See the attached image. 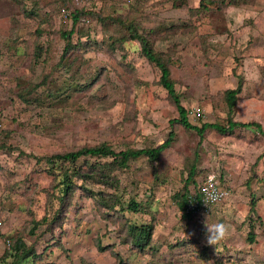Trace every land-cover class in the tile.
Here are the masks:
<instances>
[{"label":"rangeland","instance_id":"1","mask_svg":"<svg viewBox=\"0 0 264 264\" xmlns=\"http://www.w3.org/2000/svg\"><path fill=\"white\" fill-rule=\"evenodd\" d=\"M220 1L109 0L83 6L90 18L75 24L73 10L82 7L71 1L0 0V233L22 236L39 252L50 244L39 264H214L221 252L232 258L226 264L264 258V135L254 124L232 135L211 128L198 135L170 122L178 112L159 70L128 37L133 25L169 63L193 125L225 124L223 92L241 80L234 120L264 130V0ZM170 138L157 159L141 155L113 171V183L83 177L93 163L112 157L48 161L85 146L106 143L119 152ZM192 162L207 177L220 171L235 177V190L210 204L214 214L200 208L185 219L173 195L183 189ZM65 173L72 194L63 191L58 202L56 177ZM253 191L263 222L250 245L232 222L245 224ZM118 199L124 209L108 207ZM130 200L140 208L127 209ZM55 209L61 226L33 227L34 219ZM205 222L226 224L227 238L209 245ZM131 226L151 234L142 249L131 242L140 232ZM61 239L66 252L53 245ZM6 248L0 237V257ZM199 249L208 259L198 256Z\"/></svg>","mask_w":264,"mask_h":264},{"label":"trees","instance_id":"2","mask_svg":"<svg viewBox=\"0 0 264 264\" xmlns=\"http://www.w3.org/2000/svg\"><path fill=\"white\" fill-rule=\"evenodd\" d=\"M66 2H70L71 0H65ZM112 1V0H111ZM220 1V0H219ZM228 4L232 6H238L240 4L247 3V0H224ZM72 3V2H71ZM204 5V3H201ZM220 4L221 1H220ZM89 10L85 8L81 9H74L73 10V15H72V21L74 23L78 24L79 22L83 23L82 18L84 20L89 19ZM128 29H130V34L129 38L131 40H138L141 44V50L143 54L147 57V59L153 63L157 69L159 70L160 76H159V82L161 86L167 90L169 97L171 98L172 102L174 103L177 112H178V117L171 119L170 122H177L181 124L185 128L193 129L195 130L198 135H203L204 131L208 128L214 129L218 131L219 133L223 135H232L235 129L240 128V127H248L251 128V125L254 124V126L257 128V131L260 132V134L264 135V130L261 128V125L256 122H240L234 120L233 117V112L235 110V105L237 103L239 94L242 92V82L237 84L236 87L234 88H227L224 90L223 95L225 99V103L227 105V114L226 117L224 118L225 124H220L218 122H204L200 127H197L193 125L189 119H188V113L189 110L185 108L182 103H181V94L176 90L175 88V81L171 77V68L169 66V63L167 61H164L161 57H158L157 54L154 51L153 46L150 44L149 39L138 32L136 28L133 25H128ZM73 32V29H71L67 35L66 39V45L70 46V34ZM68 47L66 48V50ZM200 110V109H199ZM202 112L200 110L199 118L202 116ZM171 138L167 139L166 141L162 142L156 147H151V148H141L138 150H134L131 148H127L125 150L116 152L114 149L111 148L110 145L106 143H101L96 146H90V147H83L79 150L76 151H69L64 154H55L53 156H50L48 158L49 163L53 162L54 159L60 158L66 161L73 162L75 161L78 157L84 155V156H95V157H100V158H107V157H112L113 159L111 161H106V163L102 164H96L93 163L92 166L88 169V171L83 174L84 178L90 179L91 181H101L102 183H113L115 181V173L113 174V171H116L120 168H125L127 166V163L130 159H135L141 155H145L149 157L151 160H155L158 158L160 153L166 149L169 144H170ZM62 178L58 180L56 177V183H55V191L60 192L58 197V202L60 200L64 199L63 191L67 190V197H70L72 193H70V189L67 186V183H69V180H67L68 176L67 173L61 174ZM201 176L199 179L200 181L197 182L196 177ZM234 178H227L224 176L223 172H219V174H214V181L217 183L216 186L219 189L222 190H229V194H233L235 190V186L233 185L234 183ZM198 179V180H199ZM207 180L206 175L200 174V172L196 168V164L192 162L191 165L188 167V176L185 179V185L182 190L177 191L174 195V201L178 207V209L182 212L183 217L185 219H190L193 214L190 210H197L202 208L205 215L207 214H214L211 212V207L210 204H205L204 202V194L201 191V184ZM249 181H252V177H249L248 180L246 181L247 186H250ZM192 184L194 186V190L190 191V185ZM56 197V198H57ZM107 197V196H106ZM255 197V192L253 191L252 193V200L250 202V207L249 211L247 213V219H245V224L247 226V230L244 229V221L240 220V223H235L232 222L233 225H235L238 228V231L241 232V235L247 239L248 244H253L255 242V235H256V226L260 223L263 222L260 214L258 211L255 209L256 204H257V198ZM228 198V197H226ZM225 198V199H226ZM96 199V198H95ZM98 201H106V204H108V199H104V196H100ZM123 207V203L121 200H115L112 202V204L108 205V207ZM141 203L137 202L135 200H130V204L128 205L127 209H130L132 211H136L140 208ZM189 208V209H188ZM58 209V208H57ZM57 209L54 210L53 214L50 215L44 214L40 220L34 219L32 222L34 223V228H36L35 225L38 223L44 224L47 223L48 227L47 230L51 231L52 228L49 227V225H54L55 221L57 223L53 226L55 227L56 225L61 226L62 221L58 218L56 215ZM245 226V227H246ZM131 230H140L139 233H136L133 235V239L131 242L137 246L138 248L142 249L150 240V232L147 229H135L134 226H131ZM33 230H31V233ZM0 237L4 238L6 240L7 244V250L4 252V254L0 257V264H39L41 263L40 261L43 260L44 253L49 250L50 244H47L43 250L40 252L35 249V247L30 244L28 245L25 240L23 239L22 236H6L3 233H0ZM182 243H187L186 239L181 240ZM193 243L195 241H192ZM61 242H54L53 245L57 248H61V252H66L68 251L67 244ZM57 244V245H56ZM63 246V248L61 247ZM99 251L107 249V246H102V245H95ZM252 250V247H251ZM222 253V252H221ZM219 254L218 256L214 257V264H226L225 261L231 262V256L226 252L224 255ZM198 256L204 257V259H208V254L205 249L201 250L199 249L198 251ZM254 264H264V258L258 257L255 259ZM50 264V262H48Z\"/></svg>","mask_w":264,"mask_h":264},{"label":"built area","instance_id":"3","mask_svg":"<svg viewBox=\"0 0 264 264\" xmlns=\"http://www.w3.org/2000/svg\"><path fill=\"white\" fill-rule=\"evenodd\" d=\"M109 0H71L72 4L76 7H83L88 6L89 4H97L106 2ZM61 11L63 13V16L67 17L68 14L66 12V8H61ZM200 110L197 109L195 111V115L199 116ZM216 182L214 181V174L212 176H208L207 180L201 184V191L204 194V203L205 204H211L214 202L222 201L228 194L229 190H222L219 189L216 186ZM189 209V208H188ZM198 210V209H197ZM192 213H194L196 210H190ZM1 220H0V226H1Z\"/></svg>","mask_w":264,"mask_h":264},{"label":"clouds","instance_id":"4","mask_svg":"<svg viewBox=\"0 0 264 264\" xmlns=\"http://www.w3.org/2000/svg\"><path fill=\"white\" fill-rule=\"evenodd\" d=\"M229 195L230 194H228L226 197H229ZM205 232L207 243L209 245H217L219 242L227 238L229 234V227L222 222L212 225H209L205 222Z\"/></svg>","mask_w":264,"mask_h":264},{"label":"crops","instance_id":"5","mask_svg":"<svg viewBox=\"0 0 264 264\" xmlns=\"http://www.w3.org/2000/svg\"><path fill=\"white\" fill-rule=\"evenodd\" d=\"M232 173V175H234V173L233 172H231Z\"/></svg>","mask_w":264,"mask_h":264}]
</instances>
